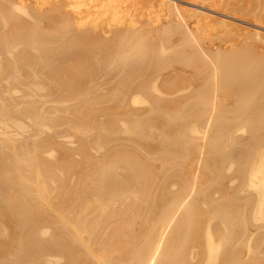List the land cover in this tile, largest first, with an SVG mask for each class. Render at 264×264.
Masks as SVG:
<instances>
[{"label": "bare ground", "instance_id": "6f19581e", "mask_svg": "<svg viewBox=\"0 0 264 264\" xmlns=\"http://www.w3.org/2000/svg\"><path fill=\"white\" fill-rule=\"evenodd\" d=\"M263 46L264 0H0V264H264Z\"/></svg>", "mask_w": 264, "mask_h": 264}, {"label": "rangeland", "instance_id": "374dc122", "mask_svg": "<svg viewBox=\"0 0 264 264\" xmlns=\"http://www.w3.org/2000/svg\"><path fill=\"white\" fill-rule=\"evenodd\" d=\"M188 1H190V0H188ZM186 5H190V4H185V6ZM237 21V23L238 24H242L243 26H244V29H243V33H245V32H247V27H246V25H247V23H245V22H242V21H240V20H236ZM242 31V30H241ZM241 31H238L239 33L241 32ZM260 44H262V43H260ZM263 45V44H262ZM260 46V45H259ZM264 47V46H263ZM260 48H262L261 46H260ZM262 50V49H261ZM263 50H264V48H263Z\"/></svg>", "mask_w": 264, "mask_h": 264}]
</instances>
